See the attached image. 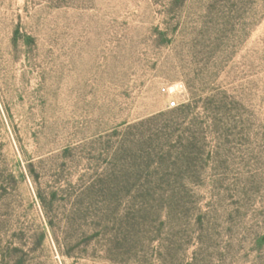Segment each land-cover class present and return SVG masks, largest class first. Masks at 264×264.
I'll return each instance as SVG.
<instances>
[{
  "label": "rangeland",
  "instance_id": "obj_1",
  "mask_svg": "<svg viewBox=\"0 0 264 264\" xmlns=\"http://www.w3.org/2000/svg\"><path fill=\"white\" fill-rule=\"evenodd\" d=\"M0 264H264V0H0Z\"/></svg>",
  "mask_w": 264,
  "mask_h": 264
},
{
  "label": "built area",
  "instance_id": "obj_2",
  "mask_svg": "<svg viewBox=\"0 0 264 264\" xmlns=\"http://www.w3.org/2000/svg\"><path fill=\"white\" fill-rule=\"evenodd\" d=\"M167 90H168L167 88H164V89H163L164 92H167ZM176 107H177V102H176V101H172V102L170 103V105H169V108H170V109H174V108H176Z\"/></svg>",
  "mask_w": 264,
  "mask_h": 264
}]
</instances>
